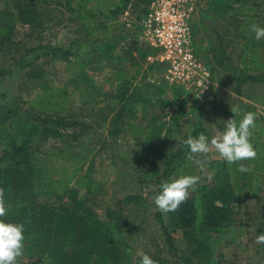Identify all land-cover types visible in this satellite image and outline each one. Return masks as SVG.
Instances as JSON below:
<instances>
[{"label":"rangeland","instance_id":"374dc122","mask_svg":"<svg viewBox=\"0 0 264 264\" xmlns=\"http://www.w3.org/2000/svg\"><path fill=\"white\" fill-rule=\"evenodd\" d=\"M88 2L91 9L99 8L96 13H102L100 16L112 11L116 4L122 9L107 23L109 26L104 22L88 37L89 41H93L103 34L106 39H119L106 61L99 62L101 52L93 44L86 46L83 35L77 33L76 39L77 25L65 18L34 37L37 39L26 37V27L19 24L15 27L11 41H19L24 49L30 51L39 44L44 47L29 53L22 66H19V61L23 51L11 55L13 50L0 45V129L7 133L6 140L0 141V155L7 152L11 144L20 145L25 129L38 125L39 130H43L39 123L44 118L31 110L28 104L33 94L39 92L41 86L47 89L67 86L73 93L72 102L57 110L58 117L62 121L71 119L70 122L90 124L93 131L86 133L87 138L81 137L73 144L77 148L75 151L64 142L36 135L35 140H41V144L40 156L34 162L61 170L64 180L70 177L68 186L73 192L72 195L58 192V196L52 198H38L47 207L45 213L54 214L61 205L71 206L73 195H76L77 198L87 199L86 207L98 220L110 225V237L114 235L124 242L133 240L134 254L125 264H138L137 251L156 259L157 264H204L187 245L180 231L169 228L168 233L178 251L176 262L155 217L156 213H161L167 224L170 212L159 211L153 197L159 193L163 183L182 175L199 176L203 178V183L210 180L212 169L207 173L204 166L207 164L208 168L211 159L219 160L220 155L213 149L207 157L188 159L190 153L182 141L191 136L199 124L213 136L222 132L229 118L217 115V107L240 109L244 108V104L250 107L248 100L252 99L249 97L255 95L254 92L264 96L262 85H245L242 88L243 84L234 76L237 75L234 69L237 59L234 57L232 64L230 61L234 51L230 50L232 45H239L240 42L249 44L250 41L237 34L235 29L245 22L252 25L255 15H261L259 13L264 15V0H198L194 22L197 55L200 61L207 64L211 78L210 93L202 98H195L188 92L185 94L166 83L162 65L148 61V57L155 56L150 48L144 59L139 55L141 52H137L142 44L140 22L147 3L137 0H128L127 3L121 0ZM4 5L5 0H0V10ZM234 9L242 11L235 12ZM76 40L78 46L71 49L72 42ZM61 50L71 53L68 61L62 59ZM119 61L121 66L139 62L142 73L137 76L130 72L127 94H133L131 102H121L110 108L106 106L105 98L108 93H114L117 86L123 85L122 80L115 85L112 83V87L108 85L117 75ZM148 65H152V69L143 72ZM74 79L75 83L71 85ZM238 90L241 99L236 97ZM254 107L256 117L264 122L263 101L257 102ZM65 108L70 111L66 112ZM103 121L104 127L101 126ZM33 144L35 147V141ZM180 149L182 152L178 155ZM75 156L80 159L86 156L87 160L74 167ZM197 160L206 162L201 166ZM79 174L87 179H80ZM248 185V189H256V194L244 200L239 198L233 225L224 233L213 236L210 264H264V244L255 243V237L264 233V168L250 171ZM95 190L96 193L93 192ZM7 205V211H10L27 205V202L22 198L7 202ZM25 214L30 217L31 207L28 206ZM38 215L40 212L37 210L35 216ZM130 231L134 233L133 238L128 236ZM26 263L29 259L22 256L19 264Z\"/></svg>","mask_w":264,"mask_h":264},{"label":"trees","instance_id":"16d2710c","mask_svg":"<svg viewBox=\"0 0 264 264\" xmlns=\"http://www.w3.org/2000/svg\"><path fill=\"white\" fill-rule=\"evenodd\" d=\"M127 1L121 0L123 3H127ZM137 1L147 3V7L150 2V0ZM80 3V0H53V2L51 0H5V5L0 10V45L13 50L11 55L23 51L19 61V66H22L29 53L39 51V49L43 50L44 47L39 44L30 51L24 49L25 46H22L19 41H11L10 38L14 34L15 27L18 24L26 27L28 30L26 37L34 38L45 32L53 23L65 18L67 22L77 25L76 34L83 35V43L86 46L93 44L96 46L95 49L101 52L99 62L106 61L107 56L115 49L119 39L115 37L106 39L103 34H99L100 38L93 41H89L88 37L94 34L93 31H96V28L99 29L100 25H104V22L105 25L109 26L107 23L122 9L116 4L112 11L100 16L99 14L102 13L87 12ZM60 9L62 11H59ZM146 11L147 8L142 14L141 20ZM233 11L239 12L242 9H234ZM96 17H98L97 21L95 20ZM100 17H102L101 21L99 20ZM250 26L251 23L245 22L235 29L236 33L251 36L252 32L245 29L246 27L250 28ZM77 40L72 42V45L77 47ZM245 45L246 43L243 44V47ZM130 48L133 49L134 46ZM148 50L149 48L142 43L137 52H141L139 55L144 59ZM243 53L245 56L243 60L245 61L247 51L244 50ZM60 54L64 61H68L67 59L71 57V53L64 50H61ZM53 56L54 59H57L56 55ZM244 61L240 69L244 78L241 80L237 75H234L236 76L235 80H238L240 84H244L248 80H264L260 75H247V71H260L261 67L252 66L250 61ZM121 64L119 61L118 65L120 66L116 68L117 75L108 83L111 86L112 83L115 85V83L123 81V85L117 86L114 93L106 94L105 104L110 108L120 105L121 102L126 104L131 102L133 94H127L130 72H134L137 76L142 73L139 62L134 63L133 61V67L131 65L121 66ZM205 65L207 64L205 63ZM136 66L137 68H135ZM152 67V65L146 66L143 72L151 70ZM162 67L164 72L165 67L163 65ZM75 80L71 82V85L75 83ZM170 86L184 91L180 87ZM40 89L39 92L33 94L28 104L31 110L44 118L39 123L43 130H39L38 125H32L30 129H25L23 131L24 139L20 145L11 144L10 149L0 155V187L5 189L6 202L11 203L23 198L27 205L7 211L8 214L5 217H0V219L6 223H23L25 225L24 235L26 239L23 256L29 259V263L26 264H125L134 254L131 244L133 240L129 239L124 242L117 240L114 235L110 237V225L98 220L86 207L87 199L77 198L76 195H73L72 200L69 197L72 205L68 207L61 205L54 214H46L47 207L37 200L40 197L58 196V192H69L71 195L73 192L68 186L71 181L70 177L64 180L60 174L61 170L57 167H43L34 162L40 156L39 146L41 144V140H35L36 135L64 142L70 150L75 151L77 148L73 144H76L81 137L87 138V134L93 131L90 124L70 122L71 119L62 121L58 117L57 110L60 107L64 108L63 106L71 102V90L67 86L58 85L51 89L41 86ZM184 93L186 94L185 91ZM239 94L240 91L238 90L237 96H240ZM257 102L255 101V104ZM65 109L66 112L70 111ZM240 109H237L236 115H234L229 107H217V113L229 119L235 118L239 122L245 113L255 112L254 105L249 107L244 104V108ZM101 126H105V121L102 122ZM112 128H115L114 122ZM251 131V143L258 153L255 160L239 161L233 164H228L225 160L211 162L209 164L213 171L211 179L196 185L193 192H190L188 199L179 206L178 210L170 212L167 224H165L162 214L156 213V220L161 226L165 242L176 262L178 251L173 244V237L168 233L169 228L173 231H180L182 238L192 248L196 257L204 264H210L213 256V236L224 233L233 225L234 207L238 205L240 196L247 193L252 196L256 194V189L254 187L248 189V184L250 171H261L264 168V122L256 117L255 128ZM200 133L208 136V132L202 124L197 125L191 136L198 137ZM6 138L7 133L0 129V141H4ZM85 150L87 151V149ZM181 152L182 149L178 155ZM84 157L80 159L75 156L74 167L85 162L87 157ZM241 165L246 168L250 167V171H239ZM79 178L87 179L85 175L82 176L81 174H79ZM86 191L88 192L87 189ZM93 192L96 193V190ZM28 206L32 210L30 217L25 214ZM37 210L40 212V216H35ZM128 236L133 238L134 233L130 231ZM129 249L132 250L131 255L127 253ZM155 261L157 260L155 259Z\"/></svg>","mask_w":264,"mask_h":264},{"label":"clouds","instance_id":"9594fccd","mask_svg":"<svg viewBox=\"0 0 264 264\" xmlns=\"http://www.w3.org/2000/svg\"><path fill=\"white\" fill-rule=\"evenodd\" d=\"M249 30L254 33L257 41L264 39V27L253 23ZM231 111L236 115V109L231 108ZM255 120L256 114L247 112L239 122L235 118L227 120L224 130L211 139L203 133H200L198 137H187L182 143L189 150L188 159L198 156L207 157V154L214 149L228 164L255 160L258 153L251 143V129L255 128ZM196 162L203 166L206 161L197 160ZM238 170L247 172L250 171V167L241 165ZM200 179L199 176L182 175L163 183L159 193L153 197L156 208L165 214L178 210ZM7 208L5 189L0 187V217L8 214ZM24 232L23 223H6L0 219V264H19V259L24 255L26 239ZM255 243L264 244V233L255 237ZM127 253L131 255L132 250H127ZM136 256L139 257L138 264H157V261L143 251H137Z\"/></svg>","mask_w":264,"mask_h":264},{"label":"built area","instance_id":"2783aa9c","mask_svg":"<svg viewBox=\"0 0 264 264\" xmlns=\"http://www.w3.org/2000/svg\"><path fill=\"white\" fill-rule=\"evenodd\" d=\"M198 0H150L140 22V39L165 67L164 79L195 98L208 96L210 72L197 55L194 22Z\"/></svg>","mask_w":264,"mask_h":264},{"label":"crops","instance_id":"0c3cea01","mask_svg":"<svg viewBox=\"0 0 264 264\" xmlns=\"http://www.w3.org/2000/svg\"><path fill=\"white\" fill-rule=\"evenodd\" d=\"M80 1H81L80 4L85 7V10L87 12L96 13V11L99 10V8L96 5H94V6L97 7L96 9H93V7L91 9L89 7V5H88L89 4L88 0H80ZM98 6H100V3H98ZM59 11H62V9H60ZM259 14L262 15V13H259ZM261 15H258V14L255 15L256 16V19H254V23L257 24V25H259V26H261V27H264V15H262L263 16L262 18H261ZM245 29L248 30L249 28L246 27ZM245 36L250 40V41H248L249 44H246L243 47V44H241L242 42L239 41L240 42L239 45L233 44L232 47H231V49H230L231 51L234 50L233 52H231V55H230V57H231V60H230L231 61V64L233 63L232 61H233V59L235 57L237 59V67L234 68L235 69V73L237 74V76L239 77V79L243 80V78H244L243 75L244 74H242L240 72V69L242 67V62L244 61L243 60V57H245V56H243L244 55L243 51L246 50L247 51V56H246V58H245L246 60L244 62L250 61L251 64H252V66H256L257 65V66L261 67V70L260 71H247L246 72L247 75H252V76L260 75L261 78L264 79V39H262L260 41H257L255 39L254 33H252L251 36L250 35H245ZM76 39H78V35H77V38ZM74 47L75 46L71 44V49L74 48ZM71 51H73V50H71ZM245 85H250V86H254V87L257 86V85H262L264 87V80H261V81L248 80L245 84L242 85V88ZM243 93H245V91H243ZM254 93H255V95L253 94V96L249 97V98H252V99L251 100H248V102H250V104L251 105H254V106L256 105L255 104V101L256 102L257 101L258 102H262L263 101V103H264V96L262 94H258L256 92H254ZM72 97H73V93L71 92V102H72ZM236 97L239 98V99L242 98L240 96H236ZM231 108H232V106H231ZM217 115L222 116L219 113H217ZM224 128H225V126H224ZM208 137H209V139H211L213 137V134H211V133L208 132ZM211 160L212 161H210L208 163V168H207V164H205V166H204V167H206L207 173H208V171H210L209 164L211 162H213V161H220V160H223V158H221L219 160L218 159H216V160L215 159H211ZM210 173L213 175V172L212 171H210ZM204 178L208 179L209 177L208 178L207 177H204ZM202 180H203V178L200 179L199 183L200 182H203ZM247 196L250 197V193H247V194H245L243 196H240L239 198H241V200H244V198H246ZM238 207L239 206L236 205V207H234V211H237Z\"/></svg>","mask_w":264,"mask_h":264}]
</instances>
